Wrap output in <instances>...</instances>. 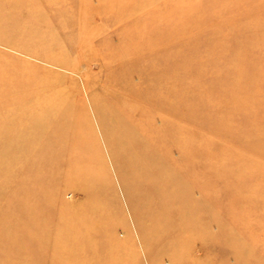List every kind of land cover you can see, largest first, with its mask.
<instances>
[{
	"label": "rangeland",
	"instance_id": "obj_1",
	"mask_svg": "<svg viewBox=\"0 0 264 264\" xmlns=\"http://www.w3.org/2000/svg\"><path fill=\"white\" fill-rule=\"evenodd\" d=\"M0 264H264V0H0Z\"/></svg>",
	"mask_w": 264,
	"mask_h": 264
},
{
	"label": "bare ground",
	"instance_id": "obj_2",
	"mask_svg": "<svg viewBox=\"0 0 264 264\" xmlns=\"http://www.w3.org/2000/svg\"><path fill=\"white\" fill-rule=\"evenodd\" d=\"M224 13H223V17L224 18H226V16H228V10L227 9H225V11H223ZM136 17H138L137 15H136ZM132 29V28H131ZM189 32V31H188ZM188 35H190V33L188 34ZM143 36V35H142ZM85 42V41H84ZM120 42L121 43H125V40H124V38L123 37H121L120 38ZM135 50V49H134ZM127 51H129V50H127ZM127 51H125V53L127 52ZM137 51V50H136ZM135 53V51L133 52H131L130 53V55H132V54H134ZM128 54V52L125 54V56ZM89 58H87V60H88ZM136 65V66H135ZM134 66H135V68L133 69L134 71H136V73H138L139 74V78H140V81H141V83H139V84H137L136 86H134V91H133V93H132V95L134 96V97H139V102H138V106L136 107L137 108V112H141V111H145L146 113L147 112H151V110H154V108H156V111L158 112V116L161 118V120L162 121H164V122H168V120L170 119V117L167 115V113H166V110H165V106H164V100H166V95H165V93L163 92V83H158V84H154V83H152V80H153V75L151 74V72L153 71V68H152V66L149 64V63H147L146 61H141V62H139V63H137L136 61L134 62ZM117 67V66H116ZM115 67V69L114 70H116L117 68ZM132 73V72H131ZM20 79V78H19ZM33 78L32 77H30V76H26L24 79H20V80H22L24 83H31L32 81H35V78H34V80H32ZM158 79V78H157ZM159 79H163V78H159ZM158 79V80H159ZM32 80V81H31ZM160 80V81H161ZM36 82V81H35ZM117 84V83H116ZM150 88H153V89H156L157 90V88H158V91H156L157 93V95H155V94H152V96L150 95L151 93L149 92V89ZM141 92V93H140ZM143 92H146V94H142ZM25 96H27V95H29L30 93L27 91L26 92V90H25ZM40 94H41V92H39ZM32 95V94H31ZM156 102H158L159 104H157ZM156 103V104H155ZM153 106H156V107H153ZM147 115H148V113H147ZM153 115V114H152ZM102 116H103V119H105V116L102 114ZM138 117V114L136 115V118ZM140 118H142L143 119V116H139ZM176 118V119H175ZM174 119H175V122L176 123H173L172 124V126L170 127V128H168V129H166V128H158L157 130L158 131H160V132H163L164 134H167V132H169L168 134H172V133H174L176 130H180V128H177L176 127V124H178L179 123V119H180V117H179V115H177L176 117H175ZM148 119L151 121V119H152V117H151V114H150V116L148 117ZM112 120V119H111ZM174 125H175V127H176V130H175V127H174ZM182 130V129H181ZM107 132V136H108V138H109V141L111 142V144H112V142H113V135H116L117 136V134L113 131V130H111V129H107L106 130ZM171 131V132H170ZM177 133H178V131H177ZM163 134V135H164ZM177 142L179 143V140H177ZM180 144V143H179ZM113 145V144H112ZM106 219L104 218V219H102V221L104 222V223H106V221H105ZM114 244H116V245H120L119 243H117V242H113Z\"/></svg>",
	"mask_w": 264,
	"mask_h": 264
}]
</instances>
